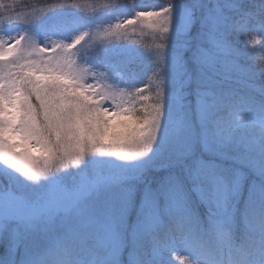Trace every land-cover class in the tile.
I'll use <instances>...</instances> for the list:
<instances>
[{
    "label": "snow or ice",
    "instance_id": "1",
    "mask_svg": "<svg viewBox=\"0 0 264 264\" xmlns=\"http://www.w3.org/2000/svg\"><path fill=\"white\" fill-rule=\"evenodd\" d=\"M124 7L0 0V264H264V0Z\"/></svg>",
    "mask_w": 264,
    "mask_h": 264
},
{
    "label": "trees",
    "instance_id": "2",
    "mask_svg": "<svg viewBox=\"0 0 264 264\" xmlns=\"http://www.w3.org/2000/svg\"><path fill=\"white\" fill-rule=\"evenodd\" d=\"M79 2L80 6H82L85 9H90L91 7L93 9H97V7H100L101 3H109L110 0H80ZM167 2V0H165ZM111 2H116V0H112ZM119 2H124V0H119ZM154 7L157 6H150L147 7L148 10H152ZM133 41H138L140 44H142L145 47H154L158 41L153 40L151 34L146 30L144 33H141L139 29L136 30V34L131 37ZM252 64L255 65L256 70H258L262 65H264V52L261 51L259 46L256 47V52L253 56V59L251 61ZM249 90L254 91L257 95L259 93V90L264 87V80L260 79L258 76H250L249 77V83H248ZM254 117V115H252ZM257 118L254 119H245L242 117L237 116L236 119L242 120L249 128H253L256 130H259L260 126L264 121L261 120L259 116H256ZM175 253H172L171 255H168L167 258L170 259L169 264H188L187 258L184 260L175 259L174 258Z\"/></svg>",
    "mask_w": 264,
    "mask_h": 264
},
{
    "label": "rangeland",
    "instance_id": "3",
    "mask_svg": "<svg viewBox=\"0 0 264 264\" xmlns=\"http://www.w3.org/2000/svg\"><path fill=\"white\" fill-rule=\"evenodd\" d=\"M8 1H10V0H8ZM17 2H18V4H20L19 3L20 0H17ZM20 5H21V10L30 11L31 12V9L26 4L21 3ZM131 5H133V4H131ZM45 13H47V12L45 11V12H42V13H32V14L37 16V17H42ZM103 26L104 25H101V27H103ZM29 31L33 32L34 30L30 29ZM29 35L31 36L32 39L36 40L37 43H43L44 41H47L49 46L52 43V41L56 39L55 36L45 37L44 35H46V33H40V37L38 39L34 35H32L31 33ZM5 39H6V37H5ZM2 171H3V169H0V172H2Z\"/></svg>",
    "mask_w": 264,
    "mask_h": 264
}]
</instances>
